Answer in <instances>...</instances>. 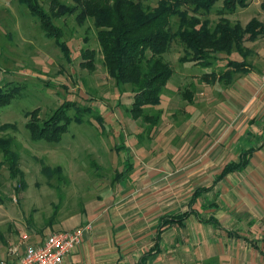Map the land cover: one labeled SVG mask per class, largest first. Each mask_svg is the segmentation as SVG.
I'll return each mask as SVG.
<instances>
[{"label": "rangeland", "instance_id": "rangeland-1", "mask_svg": "<svg viewBox=\"0 0 264 264\" xmlns=\"http://www.w3.org/2000/svg\"><path fill=\"white\" fill-rule=\"evenodd\" d=\"M51 1L42 0L46 10ZM61 1L73 4L72 0ZM152 1L156 0H143L145 4ZM263 1L252 0L247 9L229 19L243 25L254 18L264 22ZM220 6L221 2L216 10ZM79 13L80 9L55 19L70 50L66 56L27 4L0 0V87H19L12 101L0 108V139L12 140L10 150L18 156L20 171L13 179L0 151V260L23 239L28 245L34 244L36 235L43 241L48 235L39 233L56 221L75 223L84 218L87 209L101 202L107 205L115 194L119 172L125 170V147L140 163L177 159L178 152L179 162L195 159L197 155L188 149L198 147L201 131L210 133L216 126V105L225 99L221 89L225 86L204 75L223 71L226 61L209 69L181 63L179 59L187 52L174 42L165 55L174 66V75L161 105L150 111H162L161 123L154 126L150 121L135 120L129 113L131 87H117L105 65L95 20L86 18L80 23ZM211 16L214 22L220 19L216 12ZM245 46L254 52L248 58L251 69L257 63L253 71L263 73L264 37L247 40ZM85 52H93L92 68L86 65ZM233 58L242 61L237 55ZM63 105H68L71 119L66 131L59 139L37 140L28 124L38 121L42 125ZM78 115L80 122L76 121ZM6 125L15 128L2 130ZM209 146V153L216 150V138ZM58 168L61 171L55 172Z\"/></svg>", "mask_w": 264, "mask_h": 264}, {"label": "crops", "instance_id": "crops-1", "mask_svg": "<svg viewBox=\"0 0 264 264\" xmlns=\"http://www.w3.org/2000/svg\"><path fill=\"white\" fill-rule=\"evenodd\" d=\"M254 69L221 88L216 126L210 133L200 129L198 147L188 149L195 159L179 162L178 152L177 159L140 163L125 147L133 168L127 172L125 164L119 172L127 173L108 204L39 233L91 227L62 264H142L147 254L145 264H264V86L255 73L264 71ZM214 136L216 150L209 153ZM246 152V167L218 180ZM200 188L207 190L194 196ZM186 213L182 223L159 231L164 219ZM36 237L34 244L41 242Z\"/></svg>", "mask_w": 264, "mask_h": 264}, {"label": "trees", "instance_id": "trees-1", "mask_svg": "<svg viewBox=\"0 0 264 264\" xmlns=\"http://www.w3.org/2000/svg\"><path fill=\"white\" fill-rule=\"evenodd\" d=\"M22 1L38 17L48 36L56 39L66 56H69L70 50L63 40L64 32L55 19L78 9L80 23L86 18L94 19L100 30V45L110 76L117 87H131L133 97L130 115L137 121H150L154 126L161 123L162 111L156 114L150 111L161 105L163 93L174 75V66L165 59L174 42L187 52L185 57L179 59L181 63H195L203 69H209L214 64L226 61L223 71L207 73L204 78L228 86L236 80V76L248 74L254 68L251 69L252 64H248V58L254 52L245 46V42L264 37V22L259 19L254 18L245 25L229 19L240 9H247L252 0H156L152 4H145L143 0H72L73 4L52 0L49 10L43 7L42 0ZM220 2L221 6L216 10ZM261 6L264 10V1ZM214 12L220 17L217 22L211 19ZM235 55L241 57L242 61L235 60ZM83 56L89 60L87 67L92 68L93 52H85ZM6 87H0V108L8 105L15 96L16 88L19 89ZM66 107L68 105L61 106L42 125L38 121L28 124L37 140L49 136L59 139L71 121ZM98 119L103 121L102 117ZM76 121L80 122V115ZM9 128L15 127L6 125L2 130ZM11 144L12 140L0 139V151L6 163L8 161V169L14 179L20 171L17 167L18 156L11 152ZM249 154L246 152L242 155L241 163L228 165L218 180L234 170H243ZM124 164L128 165L127 172L133 168L130 159H126ZM1 169L0 163V172ZM59 171L60 168L55 170ZM127 172L119 174L117 178L121 179ZM22 188L25 189V186L22 185ZM206 190L200 188L194 196ZM187 216L188 213L178 219H164L159 231L170 223H182ZM149 256L151 254L144 256L141 263L145 264Z\"/></svg>", "mask_w": 264, "mask_h": 264}, {"label": "built area", "instance_id": "built-area-1", "mask_svg": "<svg viewBox=\"0 0 264 264\" xmlns=\"http://www.w3.org/2000/svg\"><path fill=\"white\" fill-rule=\"evenodd\" d=\"M258 80L264 86V75H260ZM89 228L86 226L70 232L52 233L43 241L31 245L23 239L22 243L9 248L8 256L0 260V264H62L83 242ZM24 246L28 247L24 249Z\"/></svg>", "mask_w": 264, "mask_h": 264}]
</instances>
